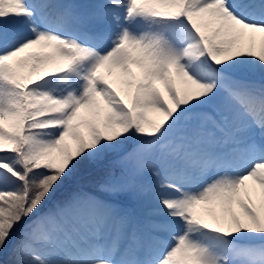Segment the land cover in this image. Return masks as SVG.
<instances>
[{
  "label": "snow or ice",
  "instance_id": "6c2138e0",
  "mask_svg": "<svg viewBox=\"0 0 264 264\" xmlns=\"http://www.w3.org/2000/svg\"><path fill=\"white\" fill-rule=\"evenodd\" d=\"M0 264H264V0H0Z\"/></svg>",
  "mask_w": 264,
  "mask_h": 264
},
{
  "label": "trees",
  "instance_id": "16d2710c",
  "mask_svg": "<svg viewBox=\"0 0 264 264\" xmlns=\"http://www.w3.org/2000/svg\"><path fill=\"white\" fill-rule=\"evenodd\" d=\"M85 174H87V172H85V171H83V170H82L81 173H80V175H81L82 178H85V176H84ZM87 175H88V174H87ZM81 186H83V189H84V190H85V189H86V190H89V189L92 187V184L89 183V182L86 183V182H84V181H81ZM67 192H68V191H64L62 194H67Z\"/></svg>",
  "mask_w": 264,
  "mask_h": 264
},
{
  "label": "rangeland",
  "instance_id": "374dc122",
  "mask_svg": "<svg viewBox=\"0 0 264 264\" xmlns=\"http://www.w3.org/2000/svg\"><path fill=\"white\" fill-rule=\"evenodd\" d=\"M84 176H85V178H83L82 181H84V182H86V183L89 182V183L92 184V180H91V178H90L87 174H85ZM80 186H81V185H80ZM72 187H75V185L66 186V188H65L64 191H70ZM81 187H83V186H81ZM85 190H86V189H85ZM64 191H63V192H64ZM86 191H87V190H86Z\"/></svg>",
  "mask_w": 264,
  "mask_h": 264
}]
</instances>
